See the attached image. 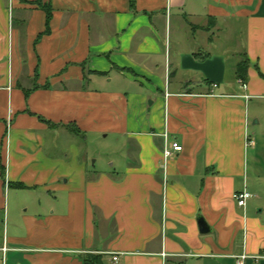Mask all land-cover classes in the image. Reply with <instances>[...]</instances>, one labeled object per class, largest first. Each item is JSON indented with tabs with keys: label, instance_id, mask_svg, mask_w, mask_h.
<instances>
[{
	"label": "crops",
	"instance_id": "1",
	"mask_svg": "<svg viewBox=\"0 0 264 264\" xmlns=\"http://www.w3.org/2000/svg\"><path fill=\"white\" fill-rule=\"evenodd\" d=\"M90 137L120 149L97 167ZM244 254L264 264V0H0V264Z\"/></svg>",
	"mask_w": 264,
	"mask_h": 264
},
{
	"label": "built area",
	"instance_id": "2",
	"mask_svg": "<svg viewBox=\"0 0 264 264\" xmlns=\"http://www.w3.org/2000/svg\"><path fill=\"white\" fill-rule=\"evenodd\" d=\"M240 85L243 89L247 88L244 82H240ZM164 137H165V148H164L163 155H164L165 162H167L173 156V153L182 151V146H180L178 142L170 141L168 134H165ZM252 198H253V195L247 189H244L243 191L238 192L235 195V200L237 202V205L239 206V208H242V209H246L248 202ZM247 259H248V256L245 254L242 256H239L236 258V264H246ZM260 259H264V256H259L255 258L256 261ZM113 261L118 262V258L117 257L113 258Z\"/></svg>",
	"mask_w": 264,
	"mask_h": 264
},
{
	"label": "rangeland",
	"instance_id": "3",
	"mask_svg": "<svg viewBox=\"0 0 264 264\" xmlns=\"http://www.w3.org/2000/svg\"><path fill=\"white\" fill-rule=\"evenodd\" d=\"M238 30L239 28L236 33ZM85 144V149L92 155L91 163L94 164V160H98L97 167L100 166L101 162L108 159L106 157L107 155L113 154L120 149L119 144L113 138L102 140L100 138L90 137Z\"/></svg>",
	"mask_w": 264,
	"mask_h": 264
},
{
	"label": "trees",
	"instance_id": "4",
	"mask_svg": "<svg viewBox=\"0 0 264 264\" xmlns=\"http://www.w3.org/2000/svg\"><path fill=\"white\" fill-rule=\"evenodd\" d=\"M47 21L48 24L52 18V12L50 9H46ZM215 26V20L211 19L209 23V28ZM209 29H207L208 31ZM49 32V28L46 30V33ZM249 61L247 58L243 57V59L236 66V80H240L242 82H246L249 74ZM4 174V171H3ZM84 264H103V260L101 256H88L83 259Z\"/></svg>",
	"mask_w": 264,
	"mask_h": 264
},
{
	"label": "water",
	"instance_id": "5",
	"mask_svg": "<svg viewBox=\"0 0 264 264\" xmlns=\"http://www.w3.org/2000/svg\"><path fill=\"white\" fill-rule=\"evenodd\" d=\"M198 225H199L200 232L202 234H207L210 232V228L203 218L201 217L198 218Z\"/></svg>",
	"mask_w": 264,
	"mask_h": 264
}]
</instances>
